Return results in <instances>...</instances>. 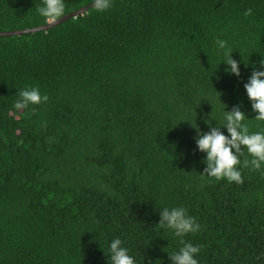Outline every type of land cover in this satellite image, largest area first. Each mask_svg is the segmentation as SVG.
<instances>
[{
  "label": "trees",
  "instance_id": "1",
  "mask_svg": "<svg viewBox=\"0 0 264 264\" xmlns=\"http://www.w3.org/2000/svg\"><path fill=\"white\" fill-rule=\"evenodd\" d=\"M41 2L0 0V32L47 24ZM91 2L64 0V15ZM261 59L264 0H111L0 36V264H109L115 238L135 264H172L165 207L200 225L183 237L199 264H264V164L237 165L243 184L202 178L191 124L211 131L206 117L221 125L238 105L264 132L244 87ZM29 86L48 101L15 109Z\"/></svg>",
  "mask_w": 264,
  "mask_h": 264
},
{
  "label": "clouds",
  "instance_id": "2",
  "mask_svg": "<svg viewBox=\"0 0 264 264\" xmlns=\"http://www.w3.org/2000/svg\"><path fill=\"white\" fill-rule=\"evenodd\" d=\"M92 7L96 11H106L111 7V0H92ZM37 13L44 17L49 24H54L65 13L64 0H42L41 5L36 8ZM252 14V9L245 11L244 15ZM216 44L219 49L224 50V60L228 67L225 72L241 75L240 61L232 56V50L227 48V41L217 38ZM247 66V63H246ZM264 59L259 61V67H255L244 84L248 98L252 101V110L257 112L256 120L264 121ZM19 99L15 102L14 107L22 110L29 104H40L47 102L49 97L41 95L38 87H25L18 92ZM245 113L237 105L230 111L224 112V123L212 126L206 117V122L211 126V131H202L197 123L191 124L196 128L197 144L201 152H206L203 158L207 167L201 173L204 176L215 178L216 180L227 179L230 183L236 182L243 184L244 180L241 171L237 165L243 164V167H251L260 170L264 164V132L250 133L247 124L244 121ZM198 125V126H197ZM222 126L227 127L226 135L220 129ZM247 154L252 159L245 158L242 162L240 156ZM161 219L156 224L159 228L171 229L174 235L180 238L181 247L178 251L169 254L172 264H199L195 258L196 254L201 251L200 246H194L190 242H185L183 237L189 233H196L200 230V225L196 219L187 213L183 207L163 208L160 213ZM109 264H135V259L129 254V250L122 246V241L115 238L110 242L108 253Z\"/></svg>",
  "mask_w": 264,
  "mask_h": 264
},
{
  "label": "water",
  "instance_id": "3",
  "mask_svg": "<svg viewBox=\"0 0 264 264\" xmlns=\"http://www.w3.org/2000/svg\"><path fill=\"white\" fill-rule=\"evenodd\" d=\"M90 8H92V2L87 4V5H85V6H83L82 8H80V9L74 11V12H71V13L63 15V17H61L54 24L47 23L45 25L38 26V27H35V28L21 29V30H12V31H3V32H0V36L20 35V34H23V33H26V32H36L38 30H47V29H49V28H51V27H53L55 25H58V24L64 22L67 19H70V18L76 17L78 15L84 14Z\"/></svg>",
  "mask_w": 264,
  "mask_h": 264
}]
</instances>
